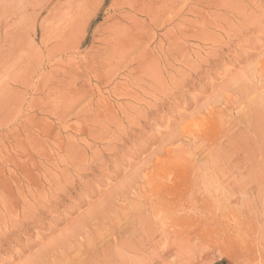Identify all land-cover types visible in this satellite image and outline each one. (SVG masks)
Listing matches in <instances>:
<instances>
[{"label":"rangeland","instance_id":"obj_1","mask_svg":"<svg viewBox=\"0 0 264 264\" xmlns=\"http://www.w3.org/2000/svg\"><path fill=\"white\" fill-rule=\"evenodd\" d=\"M127 1L0 0V264H264V0Z\"/></svg>","mask_w":264,"mask_h":264},{"label":"bare ground","instance_id":"obj_2","mask_svg":"<svg viewBox=\"0 0 264 264\" xmlns=\"http://www.w3.org/2000/svg\"><path fill=\"white\" fill-rule=\"evenodd\" d=\"M127 1V0H126ZM139 1H141V3L139 2ZM142 1L143 0H135V4H134V6H135V8L138 10V9H141L142 7H143V5H146V4H142ZM149 1V0H148ZM128 2H130L129 0L127 1V3ZM139 2V3H138ZM150 2H151V0H150ZM150 4V3H149ZM153 4V3H152ZM146 7V6H145ZM132 10L134 9L133 8V5H132ZM135 9V10H136ZM143 9V8H142ZM143 10H141V12H142ZM133 12V11H132ZM131 12V13H132ZM138 13H140V12H138ZM137 13V11H136V13L134 12V14H138ZM127 17V16H126ZM123 18V17H122ZM125 18V17H124ZM128 18H130V17H128ZM125 20H127V19H125ZM127 22V21H126ZM121 28V27H120ZM119 29V28H118ZM122 29V28H121ZM117 30V29H116ZM117 31H119V30H117ZM124 31H126V30H124ZM123 31V32H124ZM129 32V31H128ZM118 33V32H117ZM121 33H122V31H121ZM120 32L118 33V35L119 34H121ZM117 35V34H116ZM121 35H123V36H125L126 35V33H125V35H124V33L123 34H121ZM127 36V35H126ZM116 39H117V37H116ZM115 41V40H114ZM117 42H118V39L116 40ZM116 43V42H115ZM210 119V118H209ZM170 153V152H169ZM15 161H16V159H14ZM182 160V159H181ZM12 162H14V161H12ZM27 163V162H26ZM26 163H24V164H26ZM21 164H23V163H21ZM32 164V163H31ZM36 165V164H35ZM3 166V165H2ZM157 166V165H156ZM32 167V166H31ZM0 168H1V166H0ZM27 168H28V166H27ZM26 168V169H27ZM20 169V168H19ZM33 169V168H32ZM30 170V169H29ZM17 171V170H16ZM155 171V170H154ZM158 171H159V169H158ZM23 172H25V169L23 170ZM26 173V172H25ZM23 174V173H22ZM29 175V174H28ZM27 175V176H28ZM10 178V177H9ZM12 178V177H11ZM16 179V178H15ZM33 179V178H32ZM11 180V179H10ZM40 180V179H39ZM26 181V180H25ZM32 181V180H31ZM35 181H37V180H35ZM34 181V182H35ZM1 182V181H0ZM17 182H20V181H18V180H16V183ZM12 183V181H10V184ZM134 183H135V181H134ZM146 183V182H145ZM33 184V183H32ZM32 184H30L31 186H33ZM40 184V183H39ZM18 186H19V184H17ZM40 185H42V184H40ZM133 185V184H132ZM131 184H130V186H132ZM152 185H153V187H152V189H153V192H154V194L153 195H155L154 197H155V199H154V197H153V199H154V201L151 203V211H152V213L153 214H156V215H158V214H160V213H166V212H169L170 213V211L175 207V205H176V203H171V202H169V201H166V199H165V193L163 192V190L162 189H160V187H159V185H158V183L157 182H155V181H153L152 182ZM35 186V185H34ZM37 186V185H36ZM169 186V185H168ZM11 187V186H10ZM167 187V186H166ZM172 187V186H171ZM17 188V187H16ZM42 188V187H41ZM132 188V187H131ZM65 191V190H64ZM152 191V190H151ZM1 193H2V191H0ZM63 192V191H62ZM165 192H167V191H165ZM2 195V194H1ZM168 195V194H167ZM151 201V200H150ZM182 206H186L187 205V203L185 202V201H180L179 202ZM150 204V203H149ZM15 208V207H14ZM11 209V208H10ZM27 210V209H26ZM30 210V209H29ZM28 210V211H29ZM25 211V210H24ZM27 211V212H28ZM26 212V211H25ZM1 214V213H0ZM22 214H24V213H22ZM26 214L27 213H25V215H24V217L26 216ZM32 214H34V213H32ZM28 215V214H27ZM35 215V214H34ZM31 216V215H30ZM21 217H23V216H21ZM171 217H172V219H174V221H176V219H177V217L176 216H174L173 214H171ZM28 218V216L26 217V219ZM31 218V217H30ZM32 218H34V217H32ZM25 219V218H24ZM14 222H16V221H14ZM78 223L80 224V222L78 221ZM83 224V223H82ZM81 227V226H80ZM73 229V228H72ZM71 230V229H70ZM69 230V231H70ZM68 231V230H67ZM72 231V230H71Z\"/></svg>","mask_w":264,"mask_h":264}]
</instances>
